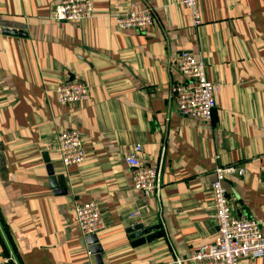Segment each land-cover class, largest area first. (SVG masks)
I'll return each mask as SVG.
<instances>
[{
    "label": "crops",
    "instance_id": "0c3cea01",
    "mask_svg": "<svg viewBox=\"0 0 264 264\" xmlns=\"http://www.w3.org/2000/svg\"><path fill=\"white\" fill-rule=\"evenodd\" d=\"M92 2L74 23L51 17L59 0H0V260L99 264L72 207L95 200L103 264H192V248L218 235L209 201L217 165L243 170L225 179L233 213L264 235V0H200L197 26L182 0ZM131 2L152 8L148 30L117 27ZM179 51L202 59L219 86L209 120L184 116L172 99L184 79L172 62ZM67 77L89 88L78 105L54 94ZM71 129L85 159L66 167L56 136ZM137 142L142 162L160 170L155 193L131 186L125 156ZM45 158L61 178L50 179ZM135 223L162 235L133 243Z\"/></svg>",
    "mask_w": 264,
    "mask_h": 264
},
{
    "label": "built area",
    "instance_id": "2783aa9c",
    "mask_svg": "<svg viewBox=\"0 0 264 264\" xmlns=\"http://www.w3.org/2000/svg\"><path fill=\"white\" fill-rule=\"evenodd\" d=\"M190 10L195 26L202 22L200 0H182ZM93 12L92 0H59L51 17L57 22H82ZM115 23L120 29L148 30L154 23L152 8L137 10L133 2L125 4L115 15ZM172 62L183 75V80L171 85L170 92L179 112L184 116H194L209 120L216 104L219 86L206 77L202 59L188 51L176 52ZM54 94L60 103L78 105L89 97L87 84L78 77L61 79L54 86ZM57 152L63 166L80 164L85 159V150L77 130H62L56 136ZM142 145L134 143L125 156L130 170L131 186L144 194L157 192L161 180L158 167L141 160ZM242 169L232 165H217L210 184V206L217 227V238L211 243L194 246L188 256L192 264H239L243 258L264 256V235L259 224L252 218L236 216L225 186L226 176ZM76 224L83 236L96 234L104 227V219L95 200L72 203ZM135 215V214H133ZM90 253V251H89ZM6 264L8 259L0 260ZM180 263V260H178Z\"/></svg>",
    "mask_w": 264,
    "mask_h": 264
},
{
    "label": "water",
    "instance_id": "95a60500",
    "mask_svg": "<svg viewBox=\"0 0 264 264\" xmlns=\"http://www.w3.org/2000/svg\"><path fill=\"white\" fill-rule=\"evenodd\" d=\"M46 167L48 174L50 175V179L54 180L57 178H61V175H55L53 172V168L51 163L46 160ZM159 226L157 224H153L150 226H144L142 223H135L127 227L126 231L129 233L130 238L133 239V243H143L145 240H151L154 237H158L162 235V231L158 229ZM88 242L92 244L90 252H92L95 256V258L98 260L99 264H103L101 260V247L97 242V238L95 234L87 236ZM0 264H2L0 262Z\"/></svg>",
    "mask_w": 264,
    "mask_h": 264
}]
</instances>
